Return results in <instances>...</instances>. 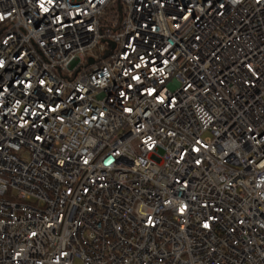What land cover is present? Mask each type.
Here are the masks:
<instances>
[{"label":"built area","instance_id":"obj_1","mask_svg":"<svg viewBox=\"0 0 264 264\" xmlns=\"http://www.w3.org/2000/svg\"><path fill=\"white\" fill-rule=\"evenodd\" d=\"M0 264H264V0H0Z\"/></svg>","mask_w":264,"mask_h":264},{"label":"water","instance_id":"obj_2","mask_svg":"<svg viewBox=\"0 0 264 264\" xmlns=\"http://www.w3.org/2000/svg\"><path fill=\"white\" fill-rule=\"evenodd\" d=\"M108 54H109V53H108ZM108 54H107V55H108Z\"/></svg>","mask_w":264,"mask_h":264}]
</instances>
